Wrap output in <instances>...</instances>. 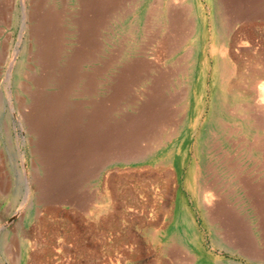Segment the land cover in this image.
Masks as SVG:
<instances>
[{"label":"rangeland","instance_id":"374dc122","mask_svg":"<svg viewBox=\"0 0 264 264\" xmlns=\"http://www.w3.org/2000/svg\"><path fill=\"white\" fill-rule=\"evenodd\" d=\"M22 1L3 0V7L9 13L0 23V264H180L172 255V250L179 244L184 250L196 252V264H264V258L251 259L244 251L245 246H236L235 234L239 227L233 231L235 236L226 240L233 241L234 247L227 248L225 243H220L217 224L207 218V204L201 194V190L210 184V193L226 198L230 204L237 202L235 215L244 224L240 225V233L250 236L251 250L257 256L264 251V212L259 210L264 208V151L255 145L259 134L252 129L253 121L244 119V113L250 115L251 112L240 110L234 118L224 117V122L230 123L238 132L234 138L237 145L232 148L227 144L222 149L223 154L236 160L238 179H234L228 162L224 164L220 158L196 154L194 144L201 143V138L195 140L191 134L185 136L188 132L184 131L166 148L170 150L185 137L181 156L175 158V171L156 168L163 152L156 155L153 163L132 165L125 162L127 152L122 151L118 162L98 168L88 179L67 184L74 200L88 198V204L80 206L77 201H64L61 196L53 195L49 200H41L37 187L44 179L46 168L35 153L37 138L22 115V108L30 103L25 91L29 94L36 90L33 79L40 72L35 59L38 48L27 34L32 24L31 0ZM149 1L152 0H146ZM135 3L136 10L131 14V3L125 1L118 5L98 28V53L91 64L82 66V74L95 82L94 93L87 92L88 86L81 84L84 95L79 100L86 112L92 109L91 104H102L104 110L112 106L116 102L114 97L123 70L133 61L142 59L139 49L147 41L143 30L145 0H136L132 6ZM199 3L201 7V1ZM203 6L204 9L195 10L199 16L195 20L198 26H201L202 16L209 17L208 7L205 3ZM42 8L61 14L60 27L69 33L62 38L66 53L59 59L58 67H54L59 69L78 46L73 20L82 17L81 8L76 0H43ZM257 23L255 35L250 40L245 39L252 44L237 54L242 61L246 59L245 55L264 56V21L258 19ZM133 26L137 27L138 35L135 38L137 47L132 51ZM230 53L237 56L233 50ZM150 89V82H144L126 89L125 95L119 94L115 109L108 111L107 125L114 128L120 124L118 127L123 128L138 119ZM52 90L51 87L44 88L46 92ZM207 93L209 106L212 100L210 92ZM247 98L232 102L228 98L225 100L227 109L232 110L237 104L242 108L252 105ZM204 119L205 115L201 122ZM244 124H248L247 127ZM108 153L109 157L119 154L114 149ZM258 181H261L259 187L251 194ZM233 190L234 195H230Z\"/></svg>","mask_w":264,"mask_h":264},{"label":"bare ground","instance_id":"6f19581e","mask_svg":"<svg viewBox=\"0 0 264 264\" xmlns=\"http://www.w3.org/2000/svg\"><path fill=\"white\" fill-rule=\"evenodd\" d=\"M2 1L0 0V23H3L2 20L9 13L4 9ZM76 1L82 14L81 18L73 20L76 30L73 33H76L78 46L73 49L71 56L66 59L62 67L54 69L58 67L61 56L66 53L63 44L65 40L62 38L68 31L60 27L61 14L44 10L43 0H31L32 24L27 34L29 40L37 45L38 52L35 59L40 72L39 76L36 75L37 78L33 79L36 90L29 94L25 91L30 103L22 106V115L27 119L31 132L37 138L35 153L46 168V173L44 177L42 176L44 179L37 187L41 200H49L50 195L61 196L64 201L74 200L67 184L88 179L97 173L98 168L118 162L121 160L118 157L119 152L122 151L127 152L125 162L132 165L153 163L156 155L163 152L156 168L175 171V158L181 156L185 137L170 150L166 148L184 131L188 132L185 136L191 134L195 140L201 138V143L194 144L196 154H206L211 157L210 159L220 158L224 164L228 162L229 169L235 175L234 179H238L236 160L223 154L222 150L227 144L232 148L237 145L234 138L237 137L238 132L229 125L230 123L224 122V117L238 115L240 110L251 112L250 115L244 113V119L253 121L252 129L255 130L256 135L260 136V133H264V56L245 55L246 59L242 61L237 55L252 44L246 40H250L255 35L258 29L257 20L264 21V0H196V3L195 0H154V2L145 0L143 30L147 41L143 48L139 49L142 59L133 61L123 70L114 99L118 102L120 96L125 95L126 89L144 82H150L151 91L142 106L141 116L124 125L123 128L118 127L120 124L114 128L107 125L106 117L108 111L115 109V101L112 106H107L109 110L102 109V104H91L92 109L89 112L84 110L79 100L84 95L81 92V84L85 83L88 86V89H85L87 92L94 93L95 82L90 76L82 74V66L91 64L96 52L98 53L100 39L97 31L101 22L109 18L118 5L125 1L131 3V14L136 10V3L132 6V2L136 0ZM200 1L201 7L204 9L203 3H205L210 13L209 17L202 16L201 26H198L195 20L199 16L195 10L201 8ZM137 30V27L133 26L130 46L132 51L137 47L135 44ZM231 50L237 56H232ZM232 58L236 61L232 62ZM47 87L54 90L44 91ZM208 91L212 100L209 106L206 103ZM228 98L231 102L234 99L247 98L252 105L242 108L237 104L235 108L228 110L225 103ZM204 115L205 119L201 122ZM258 136L255 145L257 149L264 151V135ZM111 149L119 154L109 157L108 152ZM260 183L253 187L251 194L255 189L257 190ZM209 186L204 187L201 194L207 204V218L212 224H217L218 236H221L220 243H225L224 246L227 248L234 247L233 241L226 242V240L236 235V246H245L244 251L251 259L264 258V251L257 256L256 252L251 250L253 244L250 236L240 233V225L244 224L235 215L237 202L230 204L225 201L226 198L210 193ZM234 191H229L230 195L232 193L234 195ZM87 199L74 201L83 206L88 204ZM259 210L264 212V208ZM234 230L237 231L236 234ZM215 240L217 241V237ZM190 242H192L191 238ZM178 248L182 249L180 244ZM178 248L174 247L172 250L173 258L178 263L196 264V252L193 254L191 249L187 248L179 251ZM207 261L212 260L207 258Z\"/></svg>","mask_w":264,"mask_h":264}]
</instances>
